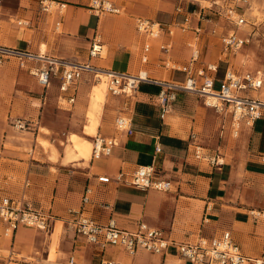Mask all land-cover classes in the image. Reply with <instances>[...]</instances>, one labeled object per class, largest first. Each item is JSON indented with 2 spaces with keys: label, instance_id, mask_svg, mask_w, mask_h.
<instances>
[{
  "label": "crops",
  "instance_id": "crops-1",
  "mask_svg": "<svg viewBox=\"0 0 264 264\" xmlns=\"http://www.w3.org/2000/svg\"><path fill=\"white\" fill-rule=\"evenodd\" d=\"M41 1L0 0L1 45L85 62L98 33L104 52L90 60L96 66L117 72L147 70L158 79L184 80V71L165 67L168 59L195 70L216 64L217 84L224 78L219 73L224 68L225 75L228 58L222 53V42H213L215 35L206 31L197 11L175 12L160 7L158 0L150 1L157 9L146 16L158 21L159 12H164L160 22L174 29L172 36L164 32L151 39L137 30L136 19L141 16L131 14L139 13L143 2L111 0L122 14L97 17L89 10L91 0H59L67 3L64 13L44 12ZM20 21L27 24L20 25ZM58 22L60 30H56ZM170 42L173 47L166 54L161 45ZM146 44L152 46L147 63L142 60ZM194 48L200 50L196 62L192 61ZM232 57L231 66L237 72L263 71L237 69ZM28 65L20 68L12 58L0 66V203L31 205L52 216L47 230L21 226L11 236L5 235L0 221V264H67L73 254L79 264H99L95 246L77 236L68 224L69 209L82 206L87 189L92 202L87 213L102 223L114 218L120 228L134 230L143 221L181 242L221 237L228 231L246 256L264 260V219L254 215L264 211V165L260 161L264 117L253 125L243 121L234 137L229 116L207 107L199 96L181 93L172 112L163 118L160 86L145 83L136 97L108 92L94 135L86 131L94 93L91 75L85 74L75 102L69 103L60 98L58 80L53 79L45 89L30 74L29 68L36 63ZM244 94L264 100V88ZM120 115L132 118L131 131L116 128ZM20 118L29 121L27 130L13 126ZM97 134L117 139L112 154L101 159H93L92 152L88 159L77 157L72 137L90 142L93 150ZM194 142L206 153L219 150L224 166L214 168L196 159ZM152 164L160 176L172 181V190L143 191L116 181L121 172L130 174L137 166ZM101 177L109 181L102 182ZM105 258L116 264H192L172 247L163 254L140 251L130 256L109 246Z\"/></svg>",
  "mask_w": 264,
  "mask_h": 264
},
{
  "label": "built area",
  "instance_id": "built-area-1",
  "mask_svg": "<svg viewBox=\"0 0 264 264\" xmlns=\"http://www.w3.org/2000/svg\"><path fill=\"white\" fill-rule=\"evenodd\" d=\"M241 1V0H240ZM248 2L249 0H243ZM89 10L97 17L106 14H121L122 9L111 0H91ZM41 9L46 13H64L67 3L59 0H42ZM202 12L199 13L201 18ZM227 18L237 27L246 25L245 15L238 12L236 6H231L226 11ZM137 30L151 39L160 38L164 32L170 36L174 29L160 21L138 17L136 19ZM20 25L27 22L20 21ZM61 23L56 24V30H60ZM185 29V28H184ZM198 28V32H201ZM252 35L240 36L232 31L221 37L222 53L226 57L228 67L224 78L217 88L215 76L218 66L209 64L207 67L195 70L192 66H183L171 60H165V67L174 71H184V80H163L152 77L147 70L137 73L117 72L115 70L99 67L90 62L91 59L103 56L104 42L102 36L95 34L89 49V58L85 62H70L62 58L48 56L44 53H33L28 50L11 48L0 44V66L7 59H16L20 68L29 67L30 62H35L29 68L30 74L36 76L39 83L45 89L52 85L53 79L59 81L60 98L74 103L77 97L78 85L84 79L85 74H90L93 82H100L105 76L107 90L115 96L136 97L143 84H156L160 86L158 93L159 105L162 109V117L170 114L173 105L181 93H190L203 99L207 107L213 108L224 116L231 118V128L234 137H237L243 121L253 125L264 117V100L249 97L246 91H260L264 88V71L240 73L231 66V56L239 52L244 46L250 44ZM173 43L161 45V50L168 54ZM151 44H146L142 60L149 61ZM200 56V50L194 48L192 61L196 62ZM13 126L17 130H27L29 121L15 119ZM116 128L119 131H131L132 118L120 115L116 119ZM193 138L195 136H192ZM118 145L114 137H105L97 134L93 137V159H101L112 154ZM194 155L198 160L208 162L214 168H221L225 161L219 150L204 152L197 143H193ZM160 151V147L157 148ZM264 165V154L260 156ZM100 181L108 182L109 178L101 177ZM118 183L129 185L143 191L156 190L167 192L173 189L171 180L158 174L157 168L152 165H140L132 173L121 172L117 177ZM91 190L87 189L83 197V204L79 208L69 209L70 218L68 224L75 234L87 243L95 246L99 257V264H116L113 260L105 258L106 249L109 246L124 250L128 255L134 256L140 251L153 254H163L169 248H174L181 258L192 264H264L263 259L246 256L240 246L232 239L230 232H225L221 237H202L196 242H181L167 237L164 230L150 227L140 221L134 230L120 228L114 218L102 223L87 211L92 204L90 200ZM254 215L264 219V211H255ZM52 214L45 210L34 208L31 205L14 206L9 201L0 203V221L5 225V235L11 236L21 226L47 230L48 222ZM67 264H79L76 255H71Z\"/></svg>",
  "mask_w": 264,
  "mask_h": 264
},
{
  "label": "rangeland",
  "instance_id": "rangeland-1",
  "mask_svg": "<svg viewBox=\"0 0 264 264\" xmlns=\"http://www.w3.org/2000/svg\"><path fill=\"white\" fill-rule=\"evenodd\" d=\"M150 1L152 0H134V2L143 3H141L139 13L131 12V14L152 20L155 19V17L146 16L151 10L157 9L156 6L153 8L150 5ZM158 2L160 7L166 6L174 8L175 12L197 11L198 14L202 12L201 20L205 21L206 31H212L213 35H215L213 38L215 44H221V36L233 30L241 35L251 34V43L233 55L232 61L234 67L240 70L264 71V0H249L248 2H244L243 0H158ZM231 6H236L238 12L245 15L247 19L246 25L237 27L234 23L230 22L227 18L226 11ZM130 7L132 8V4H130ZM163 13L161 11L159 12L156 17L158 21H164ZM223 76L224 68H221L219 78L222 79ZM96 85H98V82H95L93 86L94 93H92V102L89 111V124L86 126V131H92L94 135L98 128V113L101 112L106 102V96L108 95L107 86L104 89ZM220 86L221 84L218 83L217 88ZM72 140L75 149L78 151L77 157H85L88 159L92 152L91 143L79 139L77 136H73Z\"/></svg>",
  "mask_w": 264,
  "mask_h": 264
},
{
  "label": "bare ground",
  "instance_id": "bare-ground-1",
  "mask_svg": "<svg viewBox=\"0 0 264 264\" xmlns=\"http://www.w3.org/2000/svg\"><path fill=\"white\" fill-rule=\"evenodd\" d=\"M106 81H107V78H106L105 76H103V77H102V80H101V81L98 83V85H96V86H99V87H101V88L106 89V86H107Z\"/></svg>",
  "mask_w": 264,
  "mask_h": 264
}]
</instances>
